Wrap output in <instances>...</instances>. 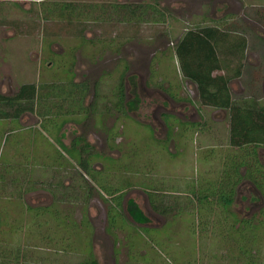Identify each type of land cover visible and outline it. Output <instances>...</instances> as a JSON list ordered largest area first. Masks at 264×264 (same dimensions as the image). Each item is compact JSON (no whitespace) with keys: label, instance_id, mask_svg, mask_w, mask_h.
<instances>
[{"label":"rangeland","instance_id":"obj_1","mask_svg":"<svg viewBox=\"0 0 264 264\" xmlns=\"http://www.w3.org/2000/svg\"><path fill=\"white\" fill-rule=\"evenodd\" d=\"M72 1L85 5L105 4L107 8L118 3L154 4L169 18L165 20V25L150 22L126 28L117 21L119 8L110 22L105 21L86 34L89 38L106 36L108 40L116 36L123 43L119 51L116 52V47L103 50L99 47L97 53L87 51L83 54L78 51L76 54V81L88 82L92 88L89 97L98 80L102 82V92L109 95L124 70V64L128 65L124 78L126 117L114 115L100 123L94 119L79 125L72 123L58 132L57 115L53 114L52 120L48 121L49 128L56 133L53 136L47 135L39 127V120L33 115L22 117L21 125L13 124L12 130H9L12 126L7 122H0V264H82L85 261L90 264H204L210 259L207 256L217 254L216 248L225 241L221 238L207 240L203 235L194 236L191 231L195 222L193 217H173L170 221L156 217L150 214L143 191L134 190L127 194L123 211L124 218L130 224L113 235L108 228L109 204L97 189L88 197L80 186V178L71 173L68 179L65 174L60 178L62 184L74 186L73 192L62 188L58 190L55 186L62 185L60 178L51 179L54 177L52 173L39 172L60 158L53 144L58 137L69 145L72 138L80 133H86L88 141L100 154H105L104 157H119L121 147L125 148V153H131L132 142L140 144L137 147L140 152L143 151L142 156L150 157L152 153L158 156V175L165 176L171 186H176L174 191L183 192L185 183L198 174L202 175L210 167V162H213L216 170V159L204 156L208 154L209 147L226 142L227 114L205 109L212 124L211 135L192 137L188 133L185 139L177 137L172 141L168 151L158 149L150 126L155 130L154 137L162 140L168 135L166 114L190 122L198 120L199 115L191 105L176 102L155 85L164 83L165 87H173L179 84L173 78L180 72L173 51L185 31L195 24H217L221 19L223 23H219L220 27L229 29L231 34L241 31L249 43L244 76L234 83L235 97L255 96L264 101V27L257 23L258 10L264 9V0ZM39 2L0 0L2 94H13L25 82L46 80L53 74L52 77H59L60 70L52 69L55 71L53 73L50 69L49 49L61 53L79 44L77 39L67 35L65 22L56 19L47 22L41 18ZM91 15L96 18L99 13L92 8ZM178 77L181 79L180 75ZM55 84L52 86L54 91L55 86L61 87L59 82ZM190 87L194 90V87ZM181 93H186L184 97L188 95L187 90ZM193 99H197L196 92ZM89 114L87 112L85 117ZM170 120L169 123H172ZM110 128L115 134L120 133L116 144H112L117 146L113 152H110L107 133ZM181 129L176 125L174 133ZM259 153L264 163V149H260ZM128 155H122L120 161H126ZM128 162L131 167L135 165L133 160ZM128 178L129 182L125 184H139L147 179L134 173ZM28 179L43 180V189L38 188L41 186L39 184L35 187L33 180L28 182ZM26 181L27 184L24 183ZM128 203H137L142 212L132 216ZM263 204L264 200L256 187L249 181H243L236 188L232 209L239 218H250L259 212ZM144 216L149 222L143 223ZM116 223L121 226L123 219L117 218ZM142 226L160 228L158 232H146L139 228ZM260 232L264 236V230ZM258 246V251L264 253L262 238L258 240Z\"/></svg>","mask_w":264,"mask_h":264},{"label":"trees","instance_id":"obj_2","mask_svg":"<svg viewBox=\"0 0 264 264\" xmlns=\"http://www.w3.org/2000/svg\"><path fill=\"white\" fill-rule=\"evenodd\" d=\"M39 3L41 18L47 22L54 19L65 22L67 35L77 39L79 44L61 53H55L49 49L50 69L53 73L55 71L52 69L60 70L59 77L54 78L52 76L55 74H53L46 80L22 83L18 91L10 95L0 92V122H7L12 126L9 130H12L13 124L21 125L23 116L33 115L41 120L39 127L47 135L53 136L56 133L48 126V121L52 120L53 114L57 115L58 132L72 121L83 122L94 119L99 123L114 115L126 117L127 98L124 78L128 65L124 64V70L121 71L119 80L109 95L102 92L101 80L96 81L93 85V100L87 104L92 88L86 81H76V54L78 51H82L83 54L87 51L97 53L99 47L102 50L116 47V52L119 51L118 48L123 43L116 36L109 40L106 36L95 38L86 36L93 27L100 26L105 21L110 22L119 8L121 10L117 21L126 28L137 27L139 25L136 24L139 23L163 24L165 13L154 4L118 3L107 8L105 4L85 5L83 2L72 0L48 2L40 0ZM92 8L98 11V17H92ZM93 13H95L94 10ZM257 19L264 27V9L258 10ZM216 23L195 24L184 33L173 51L180 67L179 74L173 75V78L177 82L181 80L193 82L199 90L201 106L228 111L230 130L226 142L209 147L208 154L204 156L216 159V170L212 166L213 162H210V167H207L202 175L198 174L196 178L185 183L183 192L174 191L176 186H171L165 176L158 175L156 163L158 156H153L154 153L150 157L142 156L143 151L140 152V148L137 147L140 144L132 142L130 146H133V152L131 153H125V148L121 147L119 157L105 156V158L103 156L105 154H100V151L95 150L85 136L80 135L70 145L64 144L59 137L55 143L50 140L55 145L60 158L39 173L50 172L54 176L51 179L60 178L63 174L68 176L65 177L67 179L71 177V173L73 176L77 175L80 178V186L88 197H91L92 192L97 189L104 201L109 204L108 228L110 227L109 233L113 235L130 224L123 215L125 197L133 190H142L148 197L152 212L158 217H163L167 221L172 220L173 217H193L195 222L191 226V231L194 236L203 235L207 240L221 238L220 240L225 241L216 248L217 254L205 255L210 259L204 264H264V253L262 251L260 253L259 246L257 247L258 240L262 238L264 241V236L260 234V231L264 230V204L259 212L250 218H239L232 209L236 188L243 181L251 182L264 200V164L260 160L258 151L260 147H264V104L254 98L233 99L229 82L232 78L242 77L243 64L237 66L236 72L233 66L238 64L236 61L239 62V59L246 58L248 39L244 35L231 34L229 29L220 27L219 23H223L221 19ZM223 70L225 74L215 75V72ZM55 82L61 85L59 88L55 86L56 91L52 90L53 83L56 85ZM155 87L175 101L182 100L179 98L178 92L181 85L178 83L173 87L171 85L165 87L164 83H157ZM112 93L113 95H110ZM87 112L90 114L85 117ZM182 125L185 126V130L198 131L202 136L210 135L212 131L211 125L207 123ZM112 131L113 129H110L107 132L110 152L116 150L117 146L112 144H116V139L120 135ZM172 133L171 128L165 140L153 136L158 149L168 151ZM147 150L150 151L149 147ZM124 154L129 155L123 162L119 158ZM144 159L146 160L143 162ZM130 160L135 163L133 167L129 165ZM117 169H119L118 173ZM131 173L143 175L149 180L145 179L139 184L132 182L125 184L129 182L128 177ZM120 179L121 182L123 181L121 185ZM32 180L35 187L39 184L41 186L38 188L43 189V180ZM59 180L61 183V178ZM27 181L30 182L29 179ZM27 181L24 183L27 184ZM73 187L70 184L55 186L58 190L62 188L69 193L73 192ZM128 205L132 216L142 212L136 204L128 203ZM117 218L123 219L121 226L116 223ZM144 219L143 223L149 222L147 217L144 216ZM139 228L146 232L153 230L158 232L160 227ZM262 233L264 235V232ZM82 264H90V262L85 261ZM92 264L95 263L92 262Z\"/></svg>","mask_w":264,"mask_h":264},{"label":"flooded vegetation","instance_id":"obj_3","mask_svg":"<svg viewBox=\"0 0 264 264\" xmlns=\"http://www.w3.org/2000/svg\"><path fill=\"white\" fill-rule=\"evenodd\" d=\"M227 16V15H226ZM226 16H223L222 18H225ZM169 17H166V14H165V18L163 19V25H165L166 23V19H168ZM257 22V21H256ZM257 23H259V22H257ZM260 24V23H259ZM264 29V28H263ZM229 31V30H228ZM240 31V30H239ZM186 32V31H185ZM230 32V31H229ZM234 33H236V34H239V35H243L242 34V32L240 31V32H234ZM234 33H232V34H234ZM246 37V36H245ZM247 38V37H246ZM181 39V37L179 38V40ZM248 46H249V43H248ZM170 57H171V55H169L168 56V58L170 59ZM173 58L174 59H177L176 58V55L174 54L173 55ZM247 59H248V48H247V51H246V58L244 59V60H240L239 59V62L238 61H236L238 64L237 65H235V66H233V67H235L234 69V71L236 72V70H237V66L240 64L241 65V63L243 64V67L241 68L242 69V77H235V78H232L231 79V81L229 82V88H230V91H231V95H232V97H233V99L234 100H249V99H251V98H254V99H256V100H258V101H260L261 103H263L264 104V101H262V100H260V99H257L255 96H248V97H240V98H236L235 97V95H234V83L235 82H239V81H241L242 80V78H243V76H244V71H245V68H246V66H247ZM177 63V62H176ZM178 64V63H177ZM179 73V72H178ZM178 73H176L174 76H176ZM226 72L223 70V71H217V72H215V75H223V74H225ZM234 73V72H233ZM233 73H232V75H233ZM179 85H181V87H180V90H179V98H181L182 100H180V101H176V102H178V103H184V104H188V105H191L194 109H195V111H196V113L199 115V119L198 120H196L195 122H190V121H181V119H179V118H177V117H175L174 115H172V114H166V116H165V124H166V126H167V128H168V134H169V131H170V129L172 128L173 129V133H172V137H171V139H170V141H169V146H168V150H169V148H170V145H171V143H172V141H174V140H176V138L177 137H179V138H184L185 139V136H186V134H190L192 137L193 136H202V134L201 133H198V131H192V130H185V126L184 125H182V124H186V123H198V124H209V125H211V127H212V124L210 123V119H209V117H208V113L207 112H205V109H208L209 111L210 110H212L213 112H216V113H218V112H225L226 114H227V132H228V135H229V128H230V126H229V114H228V111H225V110H222V109H215V108H212V107H209V106H201L200 105V100H199V96H200V94H199V90H198V88H197V86L193 83V82H191V81H189V80H181L180 82H179ZM190 85L192 86V87H194V90L190 87ZM188 91V95H187V97H184V95L186 94H182L181 92L182 91ZM16 91H18V89L16 90ZM15 91V92H16ZM14 92V93H15ZM195 92H196V100H194L193 98H194V96H195ZM93 97H94V90H93V93L91 94V96L89 97L88 96V98H87V104L89 103V101L91 100H93ZM127 98V97H126ZM169 98H171V97H169ZM126 108H127V105H126ZM127 110V109H126ZM118 118H121V116H119V115H116ZM24 117V116H23ZM38 120H39V126L41 125V120L39 119V118H37ZM169 119H171L173 122L172 123H169ZM22 120V119H21ZM170 120V121H171ZM103 122V121H102ZM105 122V121H104ZM72 123H77L78 125L79 124H84L85 123V121H83V122H77V121H72V122H70V123H68V124H72ZM100 123V122H99ZM20 124H21V121H20ZM67 124V125H68ZM140 124V123H139ZM175 124V125H174ZM66 125V126H67ZM141 125V124H140ZM174 125V126H173ZM177 125V127L178 126H181V131L179 132V131H177V132H175L174 133V128H175V126ZM65 126V127H66ZM85 128V127H84ZM150 128L153 130V132H154V136H155V130H154V128L153 127H151L150 126ZM111 129V128H110ZM212 130V129H211ZM211 133H212V131H211ZM211 133H210V135H211ZM80 135H83V136H85L86 138H87V134L86 133H80V134H78V135H76V136H74L73 138H72V140H71V142L76 138V137H78V136H80ZM168 136V135H167ZM173 136H174V138H173ZM156 138V137H155ZM167 138V137H166ZM165 138V139H166ZM158 139V138H157ZM164 139V140H165ZM62 140V139H61ZM88 140V139H87ZM163 140V139H162ZM63 142V141H62ZM71 142H70V144H71ZM64 143V142H63ZM65 144V143H64ZM69 144V145H70ZM260 149H264V147H260L259 148V150L258 151H260ZM259 157H260V160H261V162L263 163V161H262V159H261V155H260V153H259ZM264 164V163H263ZM134 191V190H133ZM142 191V190H141ZM143 194H144V196L146 197V199H147V206H148V208L150 209V214H152V215H154V216H156V217H158L156 214H154L153 212H152V210H151V208H150V204H149V200H148V197H147V195H146V193L143 191L142 192ZM260 193V192H259ZM261 194V193H260ZM262 196V195H261ZM126 198V197H125ZM262 199H263V196H262ZM125 202H126V200H124V207H125ZM134 204H136L137 205V203H134ZM148 209V210H149Z\"/></svg>","mask_w":264,"mask_h":264}]
</instances>
